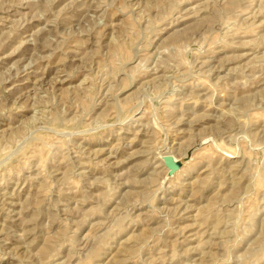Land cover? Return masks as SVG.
Returning <instances> with one entry per match:
<instances>
[{
	"label": "rangeland",
	"instance_id": "1",
	"mask_svg": "<svg viewBox=\"0 0 264 264\" xmlns=\"http://www.w3.org/2000/svg\"><path fill=\"white\" fill-rule=\"evenodd\" d=\"M0 264H264V0H0Z\"/></svg>",
	"mask_w": 264,
	"mask_h": 264
},
{
	"label": "water",
	"instance_id": "2",
	"mask_svg": "<svg viewBox=\"0 0 264 264\" xmlns=\"http://www.w3.org/2000/svg\"><path fill=\"white\" fill-rule=\"evenodd\" d=\"M161 160L163 165L166 168V172L167 174H171L174 170H176L178 168L179 162L175 161L172 156L168 153L163 154L161 156Z\"/></svg>",
	"mask_w": 264,
	"mask_h": 264
}]
</instances>
